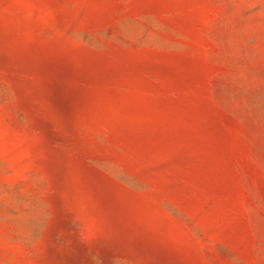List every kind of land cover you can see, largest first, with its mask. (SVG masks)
<instances>
[{"label":"rangeland","instance_id":"obj_1","mask_svg":"<svg viewBox=\"0 0 264 264\" xmlns=\"http://www.w3.org/2000/svg\"><path fill=\"white\" fill-rule=\"evenodd\" d=\"M0 264H264V0H0Z\"/></svg>","mask_w":264,"mask_h":264}]
</instances>
